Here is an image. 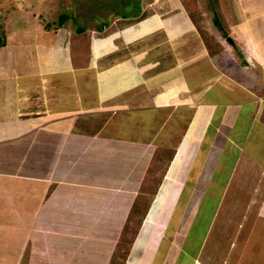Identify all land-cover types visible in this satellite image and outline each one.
Returning a JSON list of instances; mask_svg holds the SVG:
<instances>
[{"label":"crops","instance_id":"1","mask_svg":"<svg viewBox=\"0 0 264 264\" xmlns=\"http://www.w3.org/2000/svg\"><path fill=\"white\" fill-rule=\"evenodd\" d=\"M146 2L131 18L104 22L108 29L96 30L82 45L69 38L65 49L57 35L35 44L37 62L33 54L12 64L26 69H8L0 61V235L7 225L14 227V219L35 223L54 183L118 193L132 203L146 187L156 154L171 147L172 176L185 168L183 159L188 165L183 179L168 187L166 209L185 186L188 196L175 226L172 211L165 223L156 217L160 228L155 225L149 236L138 234L137 247L146 238L147 250L154 232H161L150 263L143 252L138 264H264V0L218 1L222 29L213 24L224 38L233 35L228 38L236 53L221 39L220 51L209 49L205 31L182 0H170L179 9L171 15L151 11L142 18L151 4ZM137 18V27H114L115 21ZM110 148L114 156L121 148L134 160L125 168L127 186L104 180L108 170L93 176L80 171L74 179V162L109 168ZM9 153L14 160L25 153L49 160L53 155L60 163L45 159L36 170L31 164L38 158L32 157L13 169ZM99 175L103 184L95 182ZM13 248L0 252V264H23L26 253Z\"/></svg>","mask_w":264,"mask_h":264},{"label":"rangeland","instance_id":"2","mask_svg":"<svg viewBox=\"0 0 264 264\" xmlns=\"http://www.w3.org/2000/svg\"><path fill=\"white\" fill-rule=\"evenodd\" d=\"M218 1L182 0L184 7L190 12L199 28L205 31L203 36H206L205 40H207L208 48L213 52L220 51L221 46L218 39H221L226 45H229L230 52L231 50L234 52L235 48L231 46L232 42L228 39L230 35L224 38L222 34L218 33L219 31L217 32V28L213 24L214 7H218ZM146 3L151 4H149L148 8L146 7L142 18L151 16L155 11L158 13L163 12L162 15L165 17L179 10L178 8L174 9V4H170V0H147ZM140 7L141 0H0V34L5 36V43L0 45V61H2V64L5 63V65L3 64L4 66H9L6 67L8 69H14V67L15 70L26 69V66L22 63L18 65V61L21 59V62L25 63L26 59L32 58L34 54L37 62L35 44L45 43L46 40L52 42V39L55 40L58 37L61 38L58 43L65 45V49H67L66 46L68 47V40L70 39H75L77 44L82 45L90 40L96 30L108 29L109 23H112L115 17L122 19L123 15L126 14L131 18L133 14L140 11ZM63 12H69L72 16L75 13L77 18L69 19L62 26H58V16ZM220 14V11L217 10L218 20H220ZM142 18L118 20L114 22V27L119 29L124 25H133L135 23L137 27L139 26L138 22ZM104 22L109 23L105 24ZM47 25L50 28H47ZM79 25L84 27L83 31H78ZM148 36L150 37H148V41H151V35L148 34ZM231 36L233 38L232 34ZM74 52L76 58L75 49ZM236 56L238 57V55ZM77 60L82 61L83 56H79ZM14 63L18 64L13 66ZM4 66L2 71H4ZM28 66L30 67V65ZM89 125L91 126V124ZM176 140H178L177 137ZM6 148H10L11 151L13 147L6 146ZM172 153L171 147L167 149L162 147L160 149L150 164L144 185L146 187L142 189V193L135 196L136 198H134L132 203L127 204L123 196L121 197L118 193L110 191L105 192V190L96 189L94 191L92 188L76 185L77 188L75 189L74 185L68 183L52 184L49 189V191L54 189L51 194L52 199L51 195H48V198L40 203L37 210V218L34 220L35 223L22 225L16 223L19 220L14 219L13 228L9 224L3 229L2 233L4 234L0 235V252L4 254L8 248L12 249L14 247L15 253L16 249L20 250L17 246V243H19L23 248L20 251L26 253L23 256V264H35L39 259L40 264H127L126 260L130 256L131 264H134L133 259L135 264H138V258L145 252V256H148L150 263L149 258L157 251V245L154 242L156 240L155 236L158 231L160 232V226L156 225L155 221L160 218L159 221L167 222L173 211V214L174 212L175 214L172 220V227L175 226L176 217L182 207L181 202L186 200L188 196L187 192L189 189L184 185L185 193H177L179 199L178 201L177 198L175 199L177 201L176 207H174V201L171 202V207L168 210L166 209V204L170 202L167 199L164 201V197L169 195L167 189L178 183L180 177L181 180L183 179L182 174L186 172L188 165L187 160L183 159L182 164L186 165L185 168H181L179 176L177 175L179 171H176V176L173 177V169H168ZM6 154L7 152L5 156ZM115 154L114 156L111 148L108 150L106 161H108L109 168L102 166V168L92 167L90 165L92 162H86V165L81 162H74L72 164V169L76 173L74 179H80L81 176L78 174L80 171H85L86 174L91 172L85 176H93V172L97 171V169L100 171L108 170L104 176L107 178H104V180L107 179L116 187L127 186L124 176L125 168L127 164L134 163V160H131V157H126V153L122 152L121 148L116 149ZM8 157L11 158L10 161H7L8 163L11 162V164L9 163L10 168H17L20 163L26 165L25 162L32 161V157L38 158L36 164H31V167L33 166L36 170L39 169L42 162H46L45 159L51 165L60 163V159L53 155L50 158L51 160H49L45 158V155L42 156L39 153L22 154L19 156V160H17V157L14 160V153H9ZM147 157H149V154ZM70 165L71 161H68L66 167L70 169ZM34 168H31V170H34ZM66 179L71 180L72 177L66 176ZM86 179L88 178L84 177V180ZM96 181L97 184H103V179L100 178V175ZM186 181L190 180L187 178ZM69 187H73V189H68ZM57 194L63 200L65 199L64 203H62V200H56L58 198ZM67 196L70 198L68 199ZM99 196H104L106 199H102L103 197L98 198ZM178 196L176 195V197ZM73 198L75 199L72 200ZM163 204H165V207H163ZM150 206L153 207L149 210ZM148 211H151L150 216H147ZM144 220H147L148 223L146 224V221L143 223ZM155 225L159 228L157 232H154V241L150 242L147 250L142 245L146 238L144 240L141 238V249L137 247L135 240L143 232H146L147 236H149ZM142 226L147 227L146 231L141 230ZM199 227L202 231L203 224ZM161 228L164 230L163 233L165 235L167 229ZM8 231L9 233H7ZM140 232L142 233L139 236ZM198 234L195 235L197 236ZM15 237H17L16 240L19 242L15 241ZM14 255L12 258L16 257L15 259H17V256ZM30 259L31 261H29ZM4 262L6 261L3 260V264H6Z\"/></svg>","mask_w":264,"mask_h":264},{"label":"trees","instance_id":"3","mask_svg":"<svg viewBox=\"0 0 264 264\" xmlns=\"http://www.w3.org/2000/svg\"><path fill=\"white\" fill-rule=\"evenodd\" d=\"M214 9H215V12H214V24L217 27H219L220 29H222V23L217 18V9L215 7H214ZM75 15L76 14L74 13V16H72V14L69 13V12H63V13H61L58 16L57 25L58 26H62L67 20H69V19H76L77 18V15L76 16ZM47 26H48L47 28H50L49 25H47ZM77 29H78V31H83L84 30V27L81 26V25H79ZM4 43H5V36H3V34L2 35L0 34V45H3Z\"/></svg>","mask_w":264,"mask_h":264},{"label":"water","instance_id":"4","mask_svg":"<svg viewBox=\"0 0 264 264\" xmlns=\"http://www.w3.org/2000/svg\"><path fill=\"white\" fill-rule=\"evenodd\" d=\"M230 41H232V39L231 38H228Z\"/></svg>","mask_w":264,"mask_h":264}]
</instances>
